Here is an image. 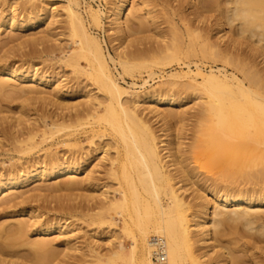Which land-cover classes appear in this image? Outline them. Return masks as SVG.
<instances>
[{
  "label": "bare ground",
  "instance_id": "obj_1",
  "mask_svg": "<svg viewBox=\"0 0 264 264\" xmlns=\"http://www.w3.org/2000/svg\"><path fill=\"white\" fill-rule=\"evenodd\" d=\"M82 1L83 6L79 0H53L46 7L39 6V1L27 11L24 9V18L18 17L12 6L0 12V28L6 29L7 35L36 27L29 35L35 45L60 39L55 38L60 36L56 28L63 16L74 44L71 48L63 46L65 43L60 44L62 48L57 44L62 53L58 61L69 67L74 77L60 71L46 73L30 65L21 69L14 63H5L0 71V90L7 85L4 78H16L18 90L27 95L25 101L41 103L47 110L54 106L48 113H40L39 119L27 114H22L25 118H0V156L15 153L6 159L14 162L0 167V206L42 200L41 196L45 198L60 189L61 195L72 191L76 193H71L75 200L79 197L93 202L85 207V201L84 205L80 202L85 212L80 206L83 212L76 210L81 218L88 217L87 223L101 225L107 221V225H113L111 218L105 220L106 214L120 216L122 229L127 234L130 231L131 246L125 249L120 241L112 247L110 244L109 249L114 250L110 256L121 262L153 264L151 245L160 240L164 264H207L202 261L205 257L215 264H241L234 253L242 242L250 238L264 240V0H137L136 4V0H96L98 6L104 2L103 9ZM151 2L163 9L176 4L171 6L172 13H165L178 15L185 28L187 43L181 46L183 51L180 45L185 41L180 31H173L174 43L160 33ZM185 7L187 12L183 11ZM89 24L103 30L106 26L113 54L104 48ZM149 25L160 40L147 51L151 56L145 60V51L136 46L149 39ZM10 36L7 42L15 37ZM182 54L208 59L211 65L206 72L187 65L183 73L171 72L153 87L146 79L140 84L126 81V77H134L136 69H146L151 78L154 65L185 64L179 62ZM78 75L88 83H82ZM197 75L201 77L199 82ZM88 85L93 88L87 89ZM186 89L200 90L194 94L198 101L191 115L194 124L188 145H184L185 133L180 128L187 113H174L168 107L182 103L186 96L181 95ZM71 95L82 96L84 102H61ZM82 121L93 125L77 132L79 128L73 125L82 128ZM71 126L75 132H68ZM57 133L60 139H55V144L73 149L51 152L49 146L42 147ZM81 136L88 146L78 152ZM105 139L111 142L103 143ZM111 145L114 155L108 151ZM36 147H42L41 153L30 156ZM105 167L104 173L116 179L113 186L119 185L117 193L111 192L115 189L109 193L106 185L97 183L100 168ZM88 187H99L96 198L81 193L93 192ZM77 190L81 192L77 194ZM60 194L58 197H63ZM60 207L53 209L51 217L32 207L24 213L20 210L25 218L15 217L13 224L6 221L3 226L0 222V238L8 237L0 245L9 244L7 240L11 238L20 241L21 237L26 243L29 240L25 234L37 224L38 239L26 245L35 241L34 252L40 248L35 253L40 255L38 260L46 259L42 255L50 244L42 240L44 236L57 230L65 244L75 238L77 229L71 216L64 217L66 210L63 213ZM64 207H70V212L74 209L71 205ZM99 244L88 249L102 260L107 255L100 252L102 248L97 249Z\"/></svg>",
  "mask_w": 264,
  "mask_h": 264
},
{
  "label": "rangeland",
  "instance_id": "obj_2",
  "mask_svg": "<svg viewBox=\"0 0 264 264\" xmlns=\"http://www.w3.org/2000/svg\"><path fill=\"white\" fill-rule=\"evenodd\" d=\"M39 1H41L40 4H38ZM79 1L81 2L80 6H83L84 5L83 1L82 0H79ZM85 1L90 3L93 6V8H95V9L98 6V4H97L98 2L96 0H85ZM49 2L52 3L53 0L52 1L51 0H0V12L2 10H4V12H5L6 10L9 9L10 6H12L15 8L16 13L18 14V17L20 16V18H22V17L24 18V17H26L25 11H27L28 8L30 9V7L33 4H38L39 6L43 5V7H46L45 4L49 3ZM41 3H43V4H41ZM136 3H138L137 0L135 1V4ZM103 4H104V2L102 1L98 7L103 9L104 8ZM155 4L156 3L151 2L150 7L153 8V6H154V8L152 10L153 11L155 10L154 14L156 13V15H158V17L156 19V24L158 25V28L160 29V30L159 29L158 30L160 31V33L162 35H164L166 41L173 40V43L175 42L174 41L175 34L173 31H176V30L180 31L183 35V38H184L183 40L185 41V43L183 45H180V51H183V49H181V46L184 47L187 43V36H186L185 28H184L182 22L180 21L178 15L170 14L174 10L171 6L175 7L176 4L172 3V5L170 7H166L168 9L164 8L165 10L163 9V7L161 8V6L159 4H156V5ZM24 9H25V11H24ZM167 10H168V12H170L169 14L165 13ZM183 11L187 12L188 10L185 7V9L183 8ZM142 12L144 13V10L140 11L141 16L143 14ZM168 15H169V17H168ZM143 16H144V14H143ZM61 17H62L61 21H60L61 23L57 24L58 29L56 28L57 31L55 30L56 32L59 31V33H60V36L58 35L55 38L60 37V39H58V41L53 40L52 41L53 43L48 42V45H50V46H48L47 44L45 45L46 42L39 44V45L37 43L35 45V43L33 44V42H31V40L33 41V39L30 40L29 38H31V37H29V35H30V33H33L34 31H36V27H34V26L14 30L11 34L15 37H14V39H12V41H8V42L5 39L8 38V36H10L11 34L7 35V30L4 28H0V40H1L0 41V50H1L0 51V71L3 69L5 63L6 64L7 63H14L15 65L20 66L21 69H24L30 65L33 67L34 66L38 67V68L40 67L39 69L42 70L43 72H45L47 70L46 73H50L53 71L54 72L58 71V73H59V71H60V73L67 74V76H69L70 78L74 77V74L70 73L71 69L69 67L68 68L65 67L61 63V61H58V59L62 55V53L59 51L60 48L57 47L58 42H59V45L62 43H65V44H63V46H68L69 48L74 46L73 41L70 39V37H68V30L65 28L66 24H65L64 20H62L63 16H61ZM143 21H148V20H143ZM171 23L174 24V26L176 27L175 29L172 27ZM64 25H65V27H64ZM91 27H92V25L89 24L90 30L97 34L99 39L102 41L104 48L106 50H108L109 53L113 54L112 48H111V43L109 40L110 36L108 35V32H106L107 31L106 26H104L105 30H103L101 27H95V26H93L92 28ZM147 27L150 29L149 31H148V29L146 31L147 32L146 36H148L149 39L146 38L145 40H142V41H144V43L141 42L142 44H139V45L137 44V46H136L137 48L139 47L140 49H143L145 51V54H146V56L144 57L145 60L149 59V56H151V54L148 53L147 51L150 48H152V45H156L155 44L156 41L160 40L159 35H156L154 33V30H152L153 26L149 25ZM30 31H32V32H30ZM66 37H68V38H66ZM32 38H33V35H32ZM2 41H6V42H2ZM71 44H73V45H71ZM37 46H39V47H37ZM46 46H48V47H46ZM60 46L62 48V45H60ZM45 48H47V49L51 48L50 49L51 52L49 49L47 50ZM46 50H47V52L49 51L50 53H46ZM60 53H61V55H60ZM179 62H184L186 65L183 63L178 65L176 62H172L169 64L161 63L158 65H154L152 68H154L153 70L155 71V73L153 74V76L151 78H148V72L146 69H143V68L139 69V70L136 69L134 77L131 79L129 77H126V81H128V82L133 81L136 84H140L142 82V80L146 79V80H148V83L151 84V86L153 87V86H156V85L162 83L164 80H166L168 78L167 77L168 74H170L171 72L178 71V72L183 73L184 71L187 70V67H186L187 65L192 70L196 69V66H198L204 72H206L209 69V65H211V61L208 59L200 60V58H198V57H185L184 54L179 55ZM217 64L219 65V63H217ZM81 65L82 66L84 65L83 61L81 62ZM227 70L228 71L231 70L229 66L227 67ZM78 76L80 77V80H82V83H84V81L86 83H88L87 80L84 79L85 77L83 78L82 75H78ZM0 78H2V77H0ZM4 80L7 82V85L4 86L5 92L3 89H1L3 91L0 90V92H1L0 93V107H1L0 108L1 109L0 110V118L2 116L5 117V115L6 116L8 115L9 117H16L17 115L18 116L21 115L23 118H25V116L27 114L28 117L32 116V119H33V117H37L39 119L40 116L43 115V113H48V111H51L54 109V106H51V107L49 106V110H47V106L42 105L41 103L38 104V102L30 103L28 101H25V97L27 95H25V93H23L22 90H18L20 85L18 84L19 80H17L16 78L14 79V78L7 77V78H4ZM199 81H201V77H200V75H197L196 76V82H199ZM90 88H93V87L88 85L87 89H90ZM199 93H200V90H195V91L193 90L192 91V89H188V90L186 89V91H183L182 95H181V96H184V95L186 96L182 103L173 104V105L168 106L171 109V111L174 113L184 110V112L187 113L186 116L188 115V117H186V119L181 121V125H180L181 131L183 130L182 132L185 133L184 139H183L184 145H188L191 142V140L189 142V139H188L189 135L191 134V132H190L191 128L194 124V120H193L194 118H192L191 115H193L195 113V109H196L195 103L198 101V100L194 99V94L196 95ZM55 98H53V99H55ZM63 98L64 99L61 98L62 99L61 102L63 104H67V105L73 104V103H81L82 104L84 102L83 97L78 96V95H76V96H72V95L71 96H65ZM42 108H43V112H42ZM102 112H103V110H101V113ZM40 113H42V114L40 115ZM22 114L25 116H23ZM34 119H36V118H34ZM175 120L177 121V118ZM84 121H86V120L84 119ZM87 121H88V123L90 122V120H87ZM81 124L82 125L85 124V125L81 126L82 128L78 127L80 125H78V126H76V124L73 125V126H75L76 130H77V128H79L77 132H81L82 129H83L82 130V132H83V131H85L86 128L88 129L93 125V123L91 125V124H87L86 122L84 123L83 121ZM5 125H7V124H5ZM177 125H178V123H177ZM73 126H71L70 131L63 129L64 131L62 130V132L63 133L67 132V131L68 132H73V131L75 132L76 130H74L75 128H73ZM62 132L60 131L58 133L60 135L62 134L61 136H63ZM58 133L56 134L55 137H53V139L47 140L46 142L42 143V147L47 148V146H49L50 147L49 151H51V152H62L63 150L68 149V148L73 149V146H69L67 148V147L62 146L61 144H58V145L55 144L57 138L60 139V135ZM186 136H187V138H186ZM2 140H4V139L2 138ZM80 141L81 142L79 143V145L76 148V150L78 149V152L83 150L84 148L86 149L88 146L87 140H85L82 136L80 137ZM108 142H111V140L105 139L103 141V143H108ZM1 143L5 144V140L2 141ZM5 147H6V149L8 148V146H5ZM42 147H36L35 149H33V151H31V153H30V156L40 154L41 152H40L39 148H42ZM112 147H113L112 145L109 146L108 151L110 152L111 155L112 154L114 155V153H113L114 149ZM10 154L14 155L15 153H10ZM10 154H7V155L5 154L4 156L2 155L3 159L0 156V167L1 166H4V167L8 166L12 162H14L11 160H8V161L6 160L7 158L9 159L11 157ZM75 154L78 155L77 152H75ZM9 155H10V157H9ZM27 157H29V156H25V158H27ZM12 160H15V159L13 158ZM1 162H4V164L2 165ZM105 169H106V167L103 170L100 168V173H98V175H97V177H98L97 183L99 185H104V186L106 185L109 193H111V192L117 193V189H118L119 185L117 186V184H116V187L113 186L115 184L116 179L114 180V177L112 179L110 174L104 173ZM105 171H107V169ZM116 183H118V182H116ZM98 188L99 187H95V188L92 187L91 189L93 190V192H89L90 190H87L88 192L87 191L81 192L80 190H77V194H78V192L79 193L81 192L84 194H88L89 195V196L87 195L88 197L94 195V197L96 198L97 196H95V195L99 193ZM111 189H115V191H112ZM61 190L62 189H60L58 192L53 191V192L48 193L49 194L48 196H50V197H48V196L45 197V195H44L45 198H43L41 196L40 198H42V200L37 199L35 201L34 200H32L30 202L27 201V202L18 204L15 207H14V205H11V207L9 205H6V207L3 205L0 206V222L2 225L5 224L6 221H9L10 224H13V221H14L13 218H15V217H16V219L23 218V217L25 218V216H23L24 214H22V213H24V211H26L28 208H32V207H34V208L36 207V208H38V210L44 211L48 217L49 216L51 217V216H53L52 213H54V211H55V210L53 211V209H57L60 206L64 207L65 205L68 208V206L71 205L74 207V209H72L71 212L69 211V210H71L70 207L68 208V210L64 209L66 207H64V208L60 207V209H62L63 213L66 210V212L64 213V217H65V215L67 217H68V215H69V217L71 216L70 220H71V222H73V224L75 225L74 227H76V229H77L76 233H75V238L72 239V241L70 243L65 244V241L62 239V236L59 235V231H57V230L52 231L50 234L44 236V239L42 238V240H45V241L47 240L48 243L50 244L49 245L47 243L49 246L46 245V246H48V248L46 249V251H48V252H46V254L44 253L42 255V257L44 255H46L47 258L44 260H38L40 258L39 257L40 255L39 256L35 255V253L37 254V252L40 250V248L37 249V247H35V249L38 250V251L36 250L37 252L36 251L34 252V249H33V247L36 245V244H34V242L36 241V238H37V237L35 238V234H36L35 232H36V229H39V225L36 224V227H35V225L31 226L30 227L31 231L29 230L27 232V234H25L26 236H28V238L26 237L27 240H29L31 242H32V240H35L32 243V244H34V246L32 244L26 245L27 242L29 243V241H27L26 243L23 241L25 243V244H23V242L21 241V240H23L22 237H21V239L18 238L21 241V244H20V241H13L14 239L17 240V238H13V239L11 238L10 240L6 239L7 241H10L9 244H6V242H5V245L3 243H1V245H0V248H1L0 249V264H40L41 261H43L42 264H128V262H121V261L117 260L116 258H113L112 256H110L111 252L114 251V250L110 251V249H109L110 244H112L111 245V247H112L113 245H116L117 242L121 241V243L124 245L125 249H128L131 246V238L128 237V234L130 236V231L127 230L129 232L127 234L125 232V230L122 229L123 225H122V220L120 219V216L117 214L115 215L113 212L106 214L108 216V218H106L105 220H108L111 218L113 225H107V221L105 222V224L100 223L101 225H97L98 223L97 224L91 223V222L87 223V220L89 221L88 217L85 216L84 218H81L83 216L79 215V213H82L83 212L82 210H84L82 208L83 207L82 205H84L86 203L84 205V207H85L86 205L90 204L92 201L91 202L89 201L90 203H88L87 201L83 200L84 198H82V200H83V202H82V200L79 199L78 195H75L76 197H78L77 200H75V198L72 197L73 195L71 196V193H73L72 191H70V192L67 191L66 192V194L68 193L67 195L64 194L65 191L64 192L62 191L63 195H61L60 194ZM110 190H111V192H110ZM59 194L63 197H58ZM73 194H76V193H73ZM68 195H70V196H68ZM64 196H68L67 197L68 199H66ZM84 201H85V203H84ZM80 202L82 203V205L80 204ZM75 203L77 204L76 205L77 208L75 206ZM78 206H80V208L82 210ZM54 207H57V208H54ZM73 207H71V208H73ZM78 208L81 210V212ZM20 210H23L21 215H20ZM73 210H75V211L77 210L79 213L77 211L75 212ZM84 212H85V210H84ZM75 213H77V214H75ZM74 214H75V216H74ZM17 216H19V217H17ZM20 216H22V217H20ZM4 217H5V219H4ZM85 218H87V220ZM2 221H4V223ZM9 223H7L6 225L8 226ZM88 224L90 226H88ZM92 224H96V225H92ZM132 230L133 229H131V231ZM1 235L3 236V234H0V237H1ZM90 235L91 236L93 235L94 237H91ZM14 236H16V235H14ZM14 236H11V237H14ZM5 238H8L7 235L5 236ZM5 238L4 239L0 238V242H4ZM109 239H111V240H109ZM2 240H4V241H2ZM24 240H25V236H24ZM246 240L247 241L242 242L243 245L238 247L239 250L236 253H234V255L239 257L241 264H264V240L261 239L260 241H254L251 238L246 239ZM106 241H108V242H106ZM90 242H93V243L91 244ZM99 242L101 243L102 246L99 244L100 248L98 247L97 249L101 250V248H102V250L100 252L103 253L105 256L107 255L102 260L96 259V257L93 256V253H91V251L88 249V248H91L93 245L95 246ZM107 243H109V244L106 245ZM2 244H3V246H2ZM196 247H199V245L196 244ZM107 249H109V253H108ZM41 252L42 251H40V254H41ZM49 253H50V255H48ZM36 256H38V257H36ZM151 259H152V257H151ZM209 259L210 258L205 257L204 259H202V261L207 262V264H215V263L210 262L211 260H209Z\"/></svg>",
  "mask_w": 264,
  "mask_h": 264
},
{
  "label": "built area",
  "instance_id": "obj_3",
  "mask_svg": "<svg viewBox=\"0 0 264 264\" xmlns=\"http://www.w3.org/2000/svg\"><path fill=\"white\" fill-rule=\"evenodd\" d=\"M151 246L153 248L152 263L164 264L165 255H164V247L162 242L160 240H155Z\"/></svg>",
  "mask_w": 264,
  "mask_h": 264
}]
</instances>
